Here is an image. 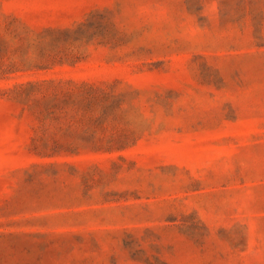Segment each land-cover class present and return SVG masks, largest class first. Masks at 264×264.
<instances>
[{"label": "rangeland", "instance_id": "1", "mask_svg": "<svg viewBox=\"0 0 264 264\" xmlns=\"http://www.w3.org/2000/svg\"><path fill=\"white\" fill-rule=\"evenodd\" d=\"M0 264H264V0H0Z\"/></svg>", "mask_w": 264, "mask_h": 264}]
</instances>
